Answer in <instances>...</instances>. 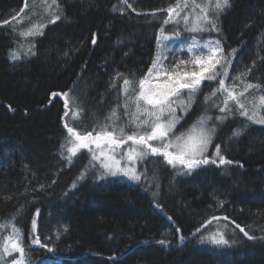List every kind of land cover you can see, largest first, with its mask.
<instances>
[{
  "label": "trees",
  "instance_id": "16d2710c",
  "mask_svg": "<svg viewBox=\"0 0 264 264\" xmlns=\"http://www.w3.org/2000/svg\"><path fill=\"white\" fill-rule=\"evenodd\" d=\"M54 1L45 29L19 37L31 1L0 0V264H264V0H229L205 37L224 58L197 102L223 119L209 162L183 172L149 154L152 188L106 177L87 148L70 154L68 128L76 100L94 105L146 77L167 10L184 0ZM29 42L35 54L13 62ZM226 68L245 77L234 100L220 88ZM12 239L22 251L6 252Z\"/></svg>",
  "mask_w": 264,
  "mask_h": 264
},
{
  "label": "rangeland",
  "instance_id": "374dc122",
  "mask_svg": "<svg viewBox=\"0 0 264 264\" xmlns=\"http://www.w3.org/2000/svg\"><path fill=\"white\" fill-rule=\"evenodd\" d=\"M30 1L27 4V12L16 24L19 37L40 34L58 12V4L54 0ZM222 3L223 0H184L182 4L177 5L178 7L170 8L171 15L170 9L167 10L158 54L154 61L157 67L153 68L152 65L151 73L148 71L146 77L141 79L144 81L143 89L141 80H128L127 84H121L119 90L113 92V96L109 98L107 96L94 105L87 104V100L82 102L76 100V108L71 118L74 138L69 144L70 154H77L87 148L91 160L103 170L106 177L121 178L138 184L147 183L150 188L156 185L150 171H157L160 167L159 164L150 161L149 154H153L152 147L166 151L169 158H177L174 159L173 164L183 166V172L196 170L197 166L191 169L187 167V163L190 162L188 153L198 142L200 135L204 134L209 137L207 150L197 159L205 158L209 154L211 143L214 142L217 126L223 121L221 117L213 114L217 108L216 103H207L204 109H201L202 103L197 105L202 81L211 77L224 61L220 45L213 39L205 38L213 33V24L217 15L223 10L217 5ZM167 29L169 32H165ZM34 54L35 43L29 42L14 47L9 56L13 62H18ZM225 70L222 77L223 85L220 88L227 100H234L238 91L245 88V77L232 69ZM197 79L200 82L195 90L181 88L170 95L167 101L170 107L163 112L159 110L156 95L151 97L153 104H149L141 96L142 90L153 89L166 93L177 80L191 82ZM85 92L87 95L88 90ZM243 94L244 92L240 96ZM259 107L261 114L257 115L264 123V104ZM192 109H197L193 121L187 124L189 127L178 132V127L184 123ZM157 124L170 130L162 138L149 140L148 137ZM129 136L134 137V140H129ZM140 137H144L142 142H134L140 141ZM165 144L170 146L164 149ZM179 158H183L186 164H181ZM153 159L156 160V157ZM116 161L119 162V169L128 172L127 175L124 171H117L115 176L108 174L104 165L109 164L112 170H116ZM222 230L224 227L217 225L213 229L212 237H220ZM13 245L16 247L14 248ZM20 250L22 251L16 240L8 241L6 252L13 253Z\"/></svg>",
  "mask_w": 264,
  "mask_h": 264
},
{
  "label": "snow or ice",
  "instance_id": "6c2138e0",
  "mask_svg": "<svg viewBox=\"0 0 264 264\" xmlns=\"http://www.w3.org/2000/svg\"><path fill=\"white\" fill-rule=\"evenodd\" d=\"M229 4V0H223V3L222 4H218L217 7L218 8H223V7H226L228 6ZM171 9L169 10V14L171 15ZM195 30V29H193ZM157 65L156 63L154 62L153 63V68H156ZM152 69L149 70V73H151ZM208 79H212L213 77H207ZM199 80H194V81H191V82H180L179 80H177L176 84L173 85V87L166 93H160V92H157L156 90H153V89H149L147 91H141V96H143L147 102L149 104H153V100L151 99V97L153 95H156L158 97V101H157V105L159 107V110L160 112H163L166 110L167 107H170V105H168L167 101H168V97L172 94H175V92L178 90V89H181V88H190V89H193L195 90L196 87H198L199 85ZM125 84L128 83L127 80L124 81ZM141 87L143 89V85H144V81L141 80ZM221 85H223V81H221ZM157 105H154V106H157ZM170 130V128H164L163 126H161L160 124H157L155 126V128L153 129L151 135L148 137L149 140H153V139H158V138H162L164 136L167 135V132ZM73 129L72 128H68V132L69 133H72ZM109 139L111 138L110 137V134H109ZM129 140H134V137L132 136H129L128 137ZM179 139V138H178ZM144 140V137H140V141H134V142H142ZM208 142H209V137L204 135V134H201L200 137H199V140L196 144H194L190 150V152L188 153L189 157H190V162L187 163V167L189 169L193 168L194 166H198L199 164L201 163H204V164H207L209 161L207 159H203V160H199L197 159V157L199 156H202L203 153L207 150V146H208ZM112 143H116V141H112ZM85 147H87V145H84ZM170 145L168 144H165L163 146L164 149L168 148ZM151 152L153 154H158V153H162L166 160H167V163L172 165L174 163V159H177V158H169V154L166 152V151H163L162 149L160 148H156V147H152L151 148ZM217 152H219V149H217ZM179 161L181 164H184L185 161L183 158H179ZM213 163H215V161H213ZM220 163L223 164L225 163L224 159L221 158L220 160ZM116 170H112V167L111 165L109 164H105L104 167L105 169L108 170V174L110 175H117V171H124L125 172V175L128 174V172L126 170H121L119 169V162L116 161ZM241 232H244V229L241 228L240 229ZM246 236H248L247 233H245ZM248 239H252V236H248ZM37 244L40 243L39 239H37L35 241ZM161 243H163V241H161ZM215 243L216 244H226L227 241L223 239V237L221 236L219 239H216L215 240ZM43 246V245H42ZM13 247L15 248L16 246L13 245Z\"/></svg>",
  "mask_w": 264,
  "mask_h": 264
}]
</instances>
